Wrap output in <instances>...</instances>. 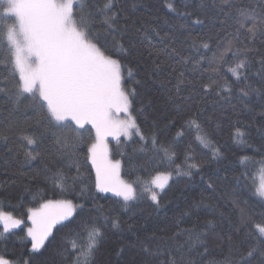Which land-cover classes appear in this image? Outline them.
Instances as JSON below:
<instances>
[{"label": "snow or ice", "instance_id": "6c2138e0", "mask_svg": "<svg viewBox=\"0 0 264 264\" xmlns=\"http://www.w3.org/2000/svg\"><path fill=\"white\" fill-rule=\"evenodd\" d=\"M141 6L147 7L144 0H0V16L11 20L0 32L6 52L0 57V118L7 121L0 140L18 162L14 176H27L23 169L36 162L30 182L42 175L45 186L63 197L48 199L44 190L29 189L33 200H41L27 210L31 226L21 239L30 243L29 256L13 261L0 255V264H34L32 256L43 255L53 228L71 223L85 203L93 204L88 211L95 215L65 236L57 250L64 264H94L112 230L131 233L126 247L134 252L133 264L137 257L138 264H264V0H165L169 12L186 19L171 24L164 17L170 31L163 33L139 12ZM195 25L203 31L193 34ZM5 111L20 118L3 117ZM222 120L230 124L233 143L252 150L238 157L239 169L206 179L205 168L223 155L213 146L209 160L188 156L181 166L173 152L172 170L158 171L165 163L162 133L179 125L181 137L186 126H194L207 147L212 141L205 126L218 130ZM253 128L258 144L252 142ZM12 135L21 141L19 149L8 146ZM122 136L138 137L139 154L157 170L141 192L121 178L122 160L111 158L108 138L119 143ZM129 163L135 164V154ZM196 175L206 188L178 214L159 217L151 228L129 223L131 216L122 219L121 213L134 212L130 202L145 199L159 213L173 176L177 182L187 178L189 187ZM99 193L123 203L105 212L96 204ZM202 206L205 218L199 215ZM24 224L0 211V237ZM83 234L86 247L77 244ZM214 243H226L227 253H215Z\"/></svg>", "mask_w": 264, "mask_h": 264}, {"label": "trees", "instance_id": "16d2710c", "mask_svg": "<svg viewBox=\"0 0 264 264\" xmlns=\"http://www.w3.org/2000/svg\"><path fill=\"white\" fill-rule=\"evenodd\" d=\"M144 4L147 7L141 6L139 12H142L146 17L151 19L153 26L157 27L162 33L170 31L169 25L164 23V17H168L171 24L184 23V17H177L175 13L169 12L165 7V0H144ZM0 13H2V8H0ZM139 14V13H138ZM6 23H11V20H5L0 16V32L3 31L4 25ZM203 31L201 26H193V34ZM2 44V40H0ZM5 49L0 47V57L5 55ZM228 59H231V55H228ZM225 74L231 78V74L227 73L225 69ZM10 107V106H9ZM208 111H212V107L208 106ZM217 115L219 112L217 111ZM3 117H8L11 119L20 118L19 113L15 112H3ZM241 119H248L247 116L241 117ZM257 119H259L257 117ZM7 121L0 118V126L5 124ZM142 128L147 132V126L145 125L143 118L141 117L138 121ZM164 121L161 119V125ZM90 127V126H87ZM209 132H211L212 144L205 146L201 143L202 133L198 131L196 127H185L183 129V135L177 137V132L181 131L179 125L175 128H170L166 132L162 133L160 136L162 149L160 155L164 157L165 163L158 169V171H170L171 161L173 159L172 153H175V163L183 166L185 164L186 157L193 156L197 161L199 160H209L212 154V147H219L222 156L218 157L215 161L210 163L204 171L205 178L207 179L211 176L215 179L217 176H222L225 172H231L233 169H239L240 165L237 163L238 157L243 154H252V150L246 148L245 145L233 143L230 138V124L227 120L221 121V127L217 130L214 126H205ZM253 137V143H259V136L255 129L250 130ZM11 135V134H10ZM94 135V132H93ZM14 142V144H13ZM50 141H46V144ZM21 141L17 140L15 135H12V140L9 142L8 146H13L14 150L19 149ZM140 144L138 143V137H134L133 140H125V138H120L119 143L116 140H111L110 154L113 159L122 160V176L130 182L135 183L138 192L143 190V187L150 183L152 177L157 173V170L153 169L152 165L145 164L148 159L147 156L141 155L138 152ZM165 150L167 155H165ZM123 154V155H122ZM135 154V164L129 163V157ZM8 159L10 164L5 166L3 161ZM22 159V155L19 157ZM191 162V161H188ZM143 165V167L141 166ZM36 167V162L33 163L31 167L26 166L23 171L27 173V176H21L19 172L14 176L13 171L17 170L18 162L16 159L12 158V154H6V145L2 140H0V185H3V190L0 191V211H6L14 214L15 216L26 217L29 208H35L39 205L41 200L38 198L33 200L32 194L29 191H35L36 189L44 190L47 195L45 198H63L60 197L58 193H54L50 185L45 186L42 182V175L35 182H30L29 177L32 175L31 169ZM89 170L91 166L88 165ZM7 169V170H6ZM259 171L257 170L255 173ZM254 173V175H255ZM94 178V172H92ZM196 183L192 186L186 187L185 185L189 183L187 178L179 179L173 176V179L169 182L170 188L166 189L167 195L163 197L162 203L165 207L160 209L159 213L153 211V206L151 201L142 200L139 202H130L134 209L133 213L123 214L122 219L128 220L131 216L129 223L138 222V224H147L149 228L152 224L156 222L159 217L167 216L172 217L174 214H178L179 211L184 207V205L193 200H199L201 192L206 188V185L200 182V176L196 175L194 177ZM13 180L15 183H13ZM258 182V180H257ZM93 192L95 189L93 187ZM146 195V194H145ZM205 196H208V192H204ZM96 204L102 205L105 212H107L111 207L117 206L118 201L120 204L123 202L113 196L112 193H99L96 194ZM68 199H73L77 203H85L81 198H74L72 195L67 196ZM245 198H248L250 202L255 201V197H251L250 194H245ZM93 208L92 203H85V211L81 212L77 209V214L75 219L71 223L68 221H63L61 224H57L53 229L52 237H50L51 243L47 245V249L43 251V255L32 256L34 264H64V261L57 256V250L61 247L65 236L69 233L71 229H74L81 219L87 217L88 215H95L94 212L89 213V209ZM207 209L203 206L199 210V215L201 218H205L207 215ZM225 231L227 230V224L224 225ZM220 231V229H217ZM0 233H3V226L0 225ZM25 236V231L23 228L13 229L10 233L4 234V237H0V255L10 259L17 260L23 255L24 258H28L30 249V243L27 240L21 239ZM131 233L124 231L116 232L115 230L106 233V238L100 242L98 251L94 255V264H133L134 252L133 250L126 247L130 242L133 241ZM88 243L87 234L81 235L78 240V246L86 247ZM124 247L125 250L120 256L116 253ZM213 250L215 253L220 254L221 252L227 253V244L222 243L219 246L215 243L213 244ZM86 260V255L82 256V261ZM139 258H136V264H138Z\"/></svg>", "mask_w": 264, "mask_h": 264}, {"label": "rangeland", "instance_id": "374dc122", "mask_svg": "<svg viewBox=\"0 0 264 264\" xmlns=\"http://www.w3.org/2000/svg\"><path fill=\"white\" fill-rule=\"evenodd\" d=\"M121 116H123V114H121ZM121 138H125V137H121ZM111 140H115V139H113L112 137H109L108 138V146H109V149H110V145H111ZM125 140H128V139H126L125 138ZM112 158V157H111ZM113 159V158H112ZM113 160H120V159H113ZM157 175V173L152 177V179H151V181L153 180V178L155 177ZM260 175H261V173H260V171H257L256 173H255V176H256V179L258 180V182H259V178H260ZM121 178L122 179H124L125 181H127L123 176H122V168H121ZM151 181H150V183H148V185L150 186L151 185ZM128 182H130V181H128ZM131 183H133V182H131ZM133 186L136 188V185H135V183H133ZM74 203H76V204H81V203H77V202H75L74 201ZM39 206V205H38ZM37 206V207H38ZM3 212H5V213H10V212H6V211H3ZM12 214V213H11ZM28 214V213H27ZM12 216L14 217V218H17V219H23L24 221H25V224L24 225H21V228H23V229H26V227H28V226H31V222L30 221H27V216L26 217H21V216H15L14 214H12ZM19 229V228H18ZM54 229V228H53ZM13 230V229H12ZM6 258V257H5ZM6 259H8V258H6ZM10 260V259H9Z\"/></svg>", "mask_w": 264, "mask_h": 264}]
</instances>
